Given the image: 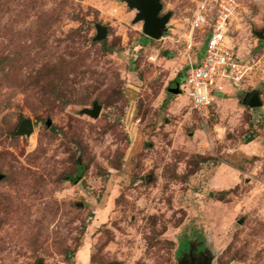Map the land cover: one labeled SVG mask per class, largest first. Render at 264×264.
I'll return each mask as SVG.
<instances>
[{
  "label": "rangeland",
  "instance_id": "374dc122",
  "mask_svg": "<svg viewBox=\"0 0 264 264\" xmlns=\"http://www.w3.org/2000/svg\"><path fill=\"white\" fill-rule=\"evenodd\" d=\"M200 1L162 0L153 41L125 0H0V264H183L187 239L205 264H264V0H236L252 72L205 118L171 92Z\"/></svg>",
  "mask_w": 264,
  "mask_h": 264
},
{
  "label": "built area",
  "instance_id": "2783aa9c",
  "mask_svg": "<svg viewBox=\"0 0 264 264\" xmlns=\"http://www.w3.org/2000/svg\"><path fill=\"white\" fill-rule=\"evenodd\" d=\"M236 0H201L183 36L188 55V71L181 84L192 109L201 117L209 115L215 99L245 81L252 67L240 61L231 46L230 33L237 16ZM197 33L205 38L203 57L199 54ZM196 55L192 60L191 54Z\"/></svg>",
  "mask_w": 264,
  "mask_h": 264
},
{
  "label": "water",
  "instance_id": "95a60500",
  "mask_svg": "<svg viewBox=\"0 0 264 264\" xmlns=\"http://www.w3.org/2000/svg\"><path fill=\"white\" fill-rule=\"evenodd\" d=\"M128 7L131 10L137 12L134 23H142L143 34L153 40L158 41L163 38L164 34L167 32V25L172 17L171 13L161 16L163 11L162 0H125ZM260 39H264L262 33L257 34ZM107 36V29L103 26H96V37L94 41L102 42ZM174 94H179L181 91L179 85L171 91ZM260 102L257 98H254L250 102L251 108H258ZM100 112V106L94 104L92 110H85L84 113L97 118ZM50 126L51 122H47ZM33 133V124L31 120H24L21 122L18 131L15 136H30Z\"/></svg>",
  "mask_w": 264,
  "mask_h": 264
},
{
  "label": "flooded vegetation",
  "instance_id": "af4514ba",
  "mask_svg": "<svg viewBox=\"0 0 264 264\" xmlns=\"http://www.w3.org/2000/svg\"><path fill=\"white\" fill-rule=\"evenodd\" d=\"M161 16L162 13H161ZM200 246L193 249V247H191V250L189 251V257H186V258H183L182 257V263L183 264H205L204 260H202L201 258V253H203L202 251V248L200 250Z\"/></svg>",
  "mask_w": 264,
  "mask_h": 264
},
{
  "label": "trees",
  "instance_id": "16d2710c",
  "mask_svg": "<svg viewBox=\"0 0 264 264\" xmlns=\"http://www.w3.org/2000/svg\"><path fill=\"white\" fill-rule=\"evenodd\" d=\"M202 43H203V48L201 49V52L200 53H202L203 52V50H204V47H205V38H202ZM167 56H169V54L167 55ZM184 79L185 78H183V77H179V80L175 83V85H181L182 83H183V81H184ZM252 141H254V138L252 137V136H250V137H248L247 139H246V141H245V143L246 144H249V143H251ZM183 250H191V242L189 241V239H187V242H185L184 243V241L180 244V247H179V250H178V255L180 256V254H181V252L183 251ZM200 250H201V248H200Z\"/></svg>",
  "mask_w": 264,
  "mask_h": 264
}]
</instances>
